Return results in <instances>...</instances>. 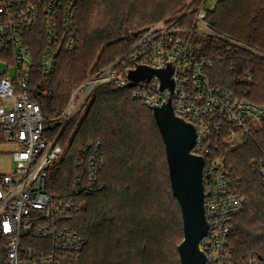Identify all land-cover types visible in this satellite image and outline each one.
I'll use <instances>...</instances> for the list:
<instances>
[{
	"label": "built area",
	"instance_id": "built-area-1",
	"mask_svg": "<svg viewBox=\"0 0 264 264\" xmlns=\"http://www.w3.org/2000/svg\"><path fill=\"white\" fill-rule=\"evenodd\" d=\"M78 4L79 0H0V64L5 66L0 75V134L17 147L13 154L16 172L0 177V264H63L66 257L84 251L88 241L73 233L69 222L84 209L83 198L96 186L103 157L89 143L86 176L79 170L82 162H75L73 197L57 199L47 193L48 173L63 154L58 138L93 91L110 84L128 88L131 83L133 99L144 108L154 111V105H167L171 97L175 116L194 126L191 154L205 159L204 211L209 229L199 249L208 264H261L253 257L236 261L229 250L235 219L244 212L246 200L238 191L241 179L218 162V154L220 143L230 151L256 145L259 157L249 167L264 186V147L255 136L264 124V108L214 85L208 72L210 62L196 53L190 40L194 35L218 39L254 60L264 61V50L216 30L202 8L195 12L192 25H187L189 4L135 36L128 52L90 75L72 93L60 115L45 119L31 97V82L35 72L44 77L54 74L60 58L78 50ZM139 67L171 69L173 91L163 90L158 76L131 81L130 72ZM51 122L62 125L54 140L44 135Z\"/></svg>",
	"mask_w": 264,
	"mask_h": 264
},
{
	"label": "trees",
	"instance_id": "trees-1",
	"mask_svg": "<svg viewBox=\"0 0 264 264\" xmlns=\"http://www.w3.org/2000/svg\"><path fill=\"white\" fill-rule=\"evenodd\" d=\"M146 1L153 4L151 11L144 6ZM164 1L79 0L81 41L78 50L70 56H62L54 74L44 77L35 72L31 82V97L41 106L44 118L52 119L62 113L73 88L84 83L90 71H101L128 52L135 36L146 29L142 27L163 20L169 14L166 15L169 7ZM210 1L192 0L185 23L192 25L195 12ZM214 3L207 11L208 23L224 35L264 50V0H217ZM190 42L196 53L210 62L208 72L214 85L228 89L235 96L247 99L252 96V100L264 103V61L251 59L242 50L204 35H194ZM260 87L263 94L258 90ZM132 91L112 84L96 88L58 138L63 154L48 173L46 185V192L57 199L73 197L77 160L82 162L79 170L86 176V159L92 150L88 149L89 143L103 157L96 186L83 198L87 207L69 222L71 231L86 239L88 244L79 255L66 257L63 264L161 262L158 231L166 229L167 233L169 226L165 208H161L159 216L146 213V208L154 201L150 170L159 161L148 144L153 145L159 135L164 150L165 145L155 120L152 129L157 139H147L143 124L146 115L138 110H146L152 120L153 113L133 99ZM82 113L83 118L80 117ZM61 128L59 123H47L44 135L54 140ZM255 136L259 146L264 147V126ZM97 142L99 147H96ZM208 148L212 145H207ZM220 148L224 152V147ZM224 153L221 156H225V165L241 179L238 191L246 200L244 212L235 219L229 250L236 261L253 257L264 264V186L249 167V162L259 157L258 147L249 143L239 150ZM99 186H103L102 191L98 190ZM170 194L178 207L176 225L180 237L176 251L179 258L178 247L184 239L183 219L171 183ZM89 247L90 253L83 255ZM178 260L181 264L180 258Z\"/></svg>",
	"mask_w": 264,
	"mask_h": 264
},
{
	"label": "water",
	"instance_id": "water-1",
	"mask_svg": "<svg viewBox=\"0 0 264 264\" xmlns=\"http://www.w3.org/2000/svg\"><path fill=\"white\" fill-rule=\"evenodd\" d=\"M171 75V69L157 71L139 67L130 72L129 79L139 82L158 76L162 80V89L169 88L172 92ZM132 87L134 83L128 86ZM153 108V117L165 145L172 193L182 212L184 239L178 247L180 262L208 264L205 254L199 249L209 229L204 211L205 159L191 154L196 138L194 126L175 116L171 97L167 105L163 103L162 107L154 105Z\"/></svg>",
	"mask_w": 264,
	"mask_h": 264
},
{
	"label": "rangeland",
	"instance_id": "rangeland-1",
	"mask_svg": "<svg viewBox=\"0 0 264 264\" xmlns=\"http://www.w3.org/2000/svg\"><path fill=\"white\" fill-rule=\"evenodd\" d=\"M155 2H157V0H155ZM160 4H163V2H158ZM164 3L166 4V6H168L169 8H167V13L166 15H171L176 13L178 10H180L181 8H186L188 7V5L192 4V0H165ZM214 2H207L202 9H204L205 11H209L213 8L214 6ZM144 6H146L148 9H150V11L152 10V6L153 4L151 2H145ZM200 6V3L197 5V7ZM151 12H149L147 14V16L150 15ZM167 15V16H168ZM153 24H147L145 27L142 28H148L150 26H152ZM141 28V29H142ZM130 35L133 34L132 32H130ZM129 35V36H130ZM257 61H262V60H257ZM5 71V66L3 64H0V75L3 74ZM67 71H64V74H67ZM95 72L90 71V73H88V78L90 75L94 74ZM13 74V73H11ZM79 76V75H78ZM79 85V84H78ZM77 86H75L72 90V93L77 89ZM253 89V88H252ZM256 89V88H255ZM258 90L262 91V88H258ZM71 93V95H72ZM253 93V91H252ZM263 94V91H262ZM237 96V95H236ZM71 97V96H70ZM238 98L242 96H237ZM243 99H247L245 97H242ZM247 100H252V96L250 98H248ZM246 100V101H247ZM91 101V100H90ZM252 102H254L255 104L262 106L264 108V103L262 101H254L252 100ZM68 104V103H67ZM138 112H141L142 115H146L145 119H144V127H145V133L147 136L148 140L153 139L154 137L157 139V135L153 136V123H154V119L152 120L150 115L147 113L146 110L143 109H139ZM84 113L81 114V118H83ZM263 126L264 124L260 127V129L258 130L261 131L263 130ZM160 140V142H159ZM220 146H223L224 148V152H222L223 150L221 149L218 159L219 163H225V156H221L222 153L227 154L228 152H232L230 151V148L228 147V145H225L224 143H221ZM148 147L150 149V151L153 149L154 150V156H156V158L158 157L159 161L158 164L156 165V167H154L153 169L150 170V174H151V179H152V188H153V203L150 204L147 208H146V213L148 215H152V216H159L161 213V208H165V217L168 220V230L166 233V229H160L158 232H160V249L162 250V255L161 256V262L160 264H179V258H178V254L176 251V245L177 242H179V232L177 233V225L176 222L178 221V212H177V205L174 204L172 202V198H171V194L170 193V183H169V176H168V166H167V162H166V154H165V150H164V146L163 143L160 139V136L158 135V139L153 143V145L148 144ZM17 147L13 144H9L6 141L3 140L2 135L0 134V177L2 176H10L13 175L16 172V164L14 159H13V154L16 151ZM236 151V150H235ZM114 174L117 175L116 172H114ZM156 198L159 199V201H156ZM172 199V200H171ZM85 201V200H84ZM84 208L87 207V202H84ZM151 221H155L153 218L149 217ZM90 253V247L88 249H86V251L83 253V255H86ZM134 264H138V262L136 261Z\"/></svg>",
	"mask_w": 264,
	"mask_h": 264
}]
</instances>
